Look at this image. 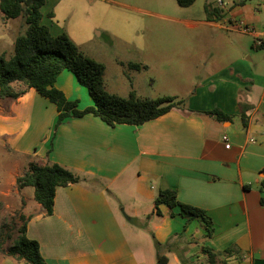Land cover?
I'll list each match as a JSON object with an SVG mask.
<instances>
[{
	"label": "crops",
	"instance_id": "0c3cea01",
	"mask_svg": "<svg viewBox=\"0 0 264 264\" xmlns=\"http://www.w3.org/2000/svg\"><path fill=\"white\" fill-rule=\"evenodd\" d=\"M205 11L170 17L188 32L167 63L192 66L202 77L169 85L163 95L184 100L183 106L142 125L110 126L88 113L55 130L57 106L35 89L0 100V198L29 217L26 234L38 241L47 264H157L159 258L264 264V49H254V35L234 27L244 21L262 31L264 13L243 1ZM10 20L18 18L6 19L0 10V53L19 34ZM42 21L54 35L62 32ZM55 87L79 110L94 104L67 69ZM215 109L228 118L207 113ZM30 162L57 163L80 178L56 189L51 215L35 200L34 187H17ZM164 189L203 209L211 236L200 218L187 222L179 207L161 204L156 212ZM203 247L222 254L211 263ZM0 264L28 263L2 255Z\"/></svg>",
	"mask_w": 264,
	"mask_h": 264
},
{
	"label": "trees",
	"instance_id": "16d2710c",
	"mask_svg": "<svg viewBox=\"0 0 264 264\" xmlns=\"http://www.w3.org/2000/svg\"><path fill=\"white\" fill-rule=\"evenodd\" d=\"M181 7H189L196 0H176ZM46 0H0V10L6 19L23 18L27 24L26 32L16 36L14 52L10 58L0 55V100H16L29 89H35L39 94L56 104L59 111L54 129L67 118L82 117L88 113L101 118L106 124L142 125L157 118L175 107H181L184 100L175 96H160L157 98L139 97L132 90L124 97L110 92L104 81L105 65L83 53L69 34L62 31L54 35L49 26L43 23L42 7ZM52 14L50 13L49 16ZM131 66L138 68L134 63ZM69 70L76 76L78 82L89 92L93 106L84 110L77 109V103L69 100L64 93L55 87L59 74ZM216 115L218 119H226L227 115L215 109L207 112ZM80 178L72 171L57 163L39 165L30 162L25 171L17 178V187L32 186L35 189V200L42 205L46 215L53 213L54 197L58 187L77 183ZM264 188V179L261 181ZM179 207L180 214L187 222L200 218L207 227V236L212 234V220L203 209L182 203L177 192L172 189L160 190L155 198L156 212L159 206ZM264 205V197L261 198ZM21 224L18 235L9 247H5L7 239L0 237V256H11L15 261H25L28 264H47L43 258L38 241L26 234V224L29 217L18 213ZM213 263L222 252L210 247H203ZM227 252V251H226ZM228 252H230L228 250ZM167 258H159L157 264H166Z\"/></svg>",
	"mask_w": 264,
	"mask_h": 264
},
{
	"label": "rangeland",
	"instance_id": "374dc122",
	"mask_svg": "<svg viewBox=\"0 0 264 264\" xmlns=\"http://www.w3.org/2000/svg\"><path fill=\"white\" fill-rule=\"evenodd\" d=\"M54 1L47 0L41 9L44 22L50 21L53 30L67 32L83 53L105 65L104 81L110 92L126 97L134 90L139 97L157 98L165 96L162 92L173 83L174 86L185 84L190 78L202 77L192 66L183 67L175 62L168 67L170 50L182 44L188 32L170 17L187 11L203 16L206 7L219 6L218 0H196L190 7H181L176 0ZM225 1L252 3L264 13V0ZM9 23L14 33L26 32L23 18ZM13 52L11 47L0 55L10 58ZM173 60L180 58L173 57ZM134 63L139 67L131 66ZM8 202L0 198V237L7 239L6 248L17 237L21 224L20 211L8 208Z\"/></svg>",
	"mask_w": 264,
	"mask_h": 264
},
{
	"label": "built area",
	"instance_id": "2783aa9c",
	"mask_svg": "<svg viewBox=\"0 0 264 264\" xmlns=\"http://www.w3.org/2000/svg\"><path fill=\"white\" fill-rule=\"evenodd\" d=\"M218 4L220 7L227 6V2L225 0H218ZM234 27L254 35V43H253L254 47L256 48L264 47V29L262 31H257L252 25H249L244 21H234ZM222 140L224 142H227L226 147L229 148L230 147L229 136L227 134H224L222 136Z\"/></svg>",
	"mask_w": 264,
	"mask_h": 264
}]
</instances>
